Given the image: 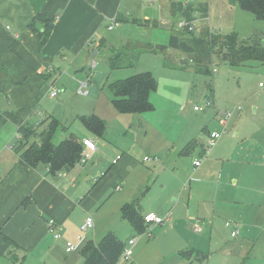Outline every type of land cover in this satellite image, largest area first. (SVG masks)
<instances>
[{
    "label": "crops",
    "instance_id": "0c3cea01",
    "mask_svg": "<svg viewBox=\"0 0 264 264\" xmlns=\"http://www.w3.org/2000/svg\"><path fill=\"white\" fill-rule=\"evenodd\" d=\"M169 1L165 10L168 9L170 16ZM163 6V0H0V112L20 110L24 120L37 125L36 133L24 145L37 140L39 131L45 127L46 122L40 123L45 120L42 109L52 86L58 87L63 72L70 67L81 70L90 60L96 65L94 58L103 52L96 46L101 40L108 43L107 31L113 29L115 22L122 23L115 21L116 15L140 21L155 19L159 26L170 28L173 24L174 27L175 15L170 16V22L166 18L159 20L158 10ZM38 13L46 18L54 17L53 29L44 45L28 27ZM251 17L250 32L260 35L264 47V22L253 14ZM110 24L113 26L109 29ZM138 25L149 26L145 22ZM177 48H184L189 56L193 53V48L180 39ZM239 93L236 103L241 110L228 120L226 134L220 136L205 156H202L203 146L208 133L222 128L220 113L232 109L236 103L226 101L228 106L224 110L214 109L198 117L195 131L183 133L177 142L171 141L165 152L152 158L155 169L142 168L132 180L131 171L125 168L132 167L135 171L138 165L128 153L130 148L117 150L107 168L89 161L99 146L118 149L106 140V132L104 137H98L85 127L94 138L84 135L81 139L74 127L61 125L63 119L57 120L55 142L59 129L58 141L73 128L72 133L81 143L83 139L92 140L95 149L82 167L83 163L75 164L70 170L51 175L43 164L33 167L21 164L22 150H16L12 142L19 139L16 125L11 122L0 125V264H81V247L90 240L97 242L110 232L101 226L97 228L96 220L92 228L80 231L86 216L97 212L99 201L104 196L109 198V186L119 191V209L144 190L139 199L141 214L170 216L165 220L171 222L168 227L165 221L154 223L158 236L175 231L180 223L185 229L199 227L197 233L191 232L189 240L177 237L186 249L198 250L203 260L191 257L182 262L179 253L183 245H173L163 257L164 264H264V83L251 82L246 77ZM209 96L205 94L202 99ZM54 99L64 102L65 91H60ZM81 116L76 118L81 121ZM192 141L196 146L188 158L191 164L184 165L183 159L187 158L181 150ZM10 144L13 148L8 147ZM83 150H86L84 146ZM199 158L200 164L195 166L193 161ZM76 166L86 170L89 178L95 176L91 189L72 177ZM164 171L170 173L169 180L176 185L167 182ZM187 179L190 182L186 189L183 184ZM49 219L56 223L60 238L55 239L48 230ZM226 220L237 222V236L230 235L232 228L225 226ZM79 235L81 240L77 239ZM66 240L75 243L76 249L66 252Z\"/></svg>",
    "mask_w": 264,
    "mask_h": 264
},
{
    "label": "rangeland",
    "instance_id": "374dc122",
    "mask_svg": "<svg viewBox=\"0 0 264 264\" xmlns=\"http://www.w3.org/2000/svg\"><path fill=\"white\" fill-rule=\"evenodd\" d=\"M203 1L208 3V17L197 21L196 29L192 32L193 35L197 36L202 26L210 27L212 31L222 35L236 33L239 38L244 40L252 35L250 32L253 28L250 24L252 14L241 9L236 0ZM163 2V9L158 10L159 20L166 18L170 22L171 17L168 9L165 10L167 0H163ZM152 10L157 13L155 11L157 9ZM106 35L108 43L117 49H125L128 41L134 44L137 41H147L156 48V52L134 49L137 53L133 65L116 69L109 68L107 63L109 55L106 52H102L94 58L95 66L92 63L93 60H90L81 70L70 67L69 70L63 72V76L57 82L61 92L65 91V101L48 97L41 114L45 119L48 116L59 121L63 119L61 125L74 127L77 130L76 134L81 139L84 135L90 136V138L94 137L87 132L83 123L76 116L84 114L99 116L107 125L106 140L115 144L118 149L114 150L108 145L99 146L96 154L94 156L92 154L89 161L92 163L95 161L101 167L106 166L107 168L109 163L112 164L111 159L115 157L117 150L127 151L124 150L125 147L130 148L128 153L138 165L135 171H132V167L127 166L125 168L127 171H131L130 180L142 168L148 167L154 170L152 158L158 156L157 153L165 152L170 142H177L183 133L195 131L198 117L214 109L224 110L228 106L226 101L236 103L237 95L240 94L239 90L246 77H249L251 82L264 83V63L259 64L250 61L244 66H231L222 58L220 52L213 53L211 63L208 65L209 73L198 72L185 49L177 48L179 37L173 30L167 28V25L161 24L157 27L149 25L146 27L136 23L122 22L117 24L115 22L113 29L108 30ZM216 49L217 47H214V51ZM131 53L129 52V55ZM140 73H149L154 79L155 88L149 93V101L153 109L140 113L119 112L112 104V92L108 87L109 83ZM87 77H89V92L83 95L78 92V87L80 82L85 81ZM205 94H210L209 97L212 96L214 103L204 107L203 111H194L193 105H202L204 102L202 96ZM236 105L239 104L236 103L233 107ZM237 111V109L233 111V114ZM71 131H74L73 128ZM59 132H61L60 129L57 131L56 141H58ZM97 140V138L94 139L96 143ZM12 142L16 143V139ZM26 146L17 145L16 150H23ZM193 154L194 152L182 155L187 158L183 159L184 165L191 164V160L189 161L188 158L192 157ZM143 157L150 159L144 161ZM85 164L83 162L80 167ZM80 167L76 166L72 177L75 181L83 182L91 189L95 182V176L89 178L87 171L79 169ZM167 168L172 171L170 166ZM93 171L96 170L93 169ZM164 175L168 183L176 185L172 179L169 180L170 173L168 171H164ZM189 182L187 179L183 184L186 189ZM107 191L110 194L109 198L106 199L104 196L98 203L97 212L94 211L90 215L93 221H97V228L101 226L102 230L109 229L108 231L117 234L123 242L129 237H135L136 244L133 245V254L129 262H133V264H164L163 257L173 245H183L182 251L187 250V246L182 244L183 242L179 241L178 237L189 240L191 232L197 233L194 225L185 229L184 224L180 223L176 226L175 231L158 236V231L154 230L153 227L154 223H150L146 224L145 231L140 233L121 217L117 202L119 191L115 190L114 186H109ZM167 207L169 208V206ZM165 223L167 227L171 225V222L165 221ZM197 225L202 227L200 223ZM156 236L157 240H154ZM242 253L244 252L241 251ZM124 262L125 259L121 258L116 264Z\"/></svg>",
    "mask_w": 264,
    "mask_h": 264
},
{
    "label": "trees",
    "instance_id": "16d2710c",
    "mask_svg": "<svg viewBox=\"0 0 264 264\" xmlns=\"http://www.w3.org/2000/svg\"><path fill=\"white\" fill-rule=\"evenodd\" d=\"M236 3L241 9L250 11L256 19L264 22V0H236ZM195 11H199L201 17H208V3L201 0L196 4L169 1V12L172 17L179 13V15L190 20L193 19ZM115 21L136 24L145 22L153 27L159 26V22L155 19L140 21L135 18L129 19L119 13L116 15ZM37 22L40 25H37ZM53 26L54 17L46 18L39 13L28 23L30 30L38 34L41 45H44L48 40ZM170 29L176 33L180 40L186 41L193 48V53L189 56V59L194 63L198 72H210L208 65L211 63V57L214 52H220L222 58L231 66H244L250 61L264 63V47L258 33H254L244 40L239 38L236 33L222 35L219 32L211 31L207 26H202L197 36L192 34L193 30H188L187 28L174 29L173 24ZM96 47L109 55L107 63L110 69L132 66L139 49L156 52V48L147 41H137L135 44L128 41L125 49H117L101 40ZM214 47H217L215 51ZM129 52L132 53L129 55ZM108 87L112 92V104L121 113H140L153 109L149 101V93L155 88V82L149 73H140L117 79L109 83ZM80 120L92 134L104 137L106 123L99 116L95 114L83 115ZM43 121L40 122L41 125L45 122L46 125L39 131L38 139L19 152V162L32 167L37 164H43L47 168L46 173L51 175L72 169L79 162L83 151L82 143L72 132L55 142L54 133L58 126V121L55 118H50V116ZM6 122L14 123L17 127L16 132L19 139L15 143L16 146L24 145L36 133L37 125L24 120L20 110L1 111L0 125ZM195 146V141L189 142L182 148L181 154H191ZM143 194L144 190H141L134 200L124 203L120 208L121 217L127 220L140 233L145 229L143 215L139 209V199ZM0 235H2L1 226ZM124 243L111 231L105 233L97 242L87 241L80 250L83 258L81 264H116ZM179 255L182 262L191 257L203 260L200 252L193 248L180 251Z\"/></svg>",
    "mask_w": 264,
    "mask_h": 264
},
{
    "label": "built area",
    "instance_id": "2783aa9c",
    "mask_svg": "<svg viewBox=\"0 0 264 264\" xmlns=\"http://www.w3.org/2000/svg\"><path fill=\"white\" fill-rule=\"evenodd\" d=\"M172 1H176V2H181L182 4H196L197 2H199L200 0H172ZM206 17H201L200 16V12L199 11H195L193 14V19H186L185 17L179 15V13H177L175 15V23H174V28L175 29H183V28H187L188 30H194L196 29V23L197 21H201L203 19H205ZM207 19V18H206ZM113 24H110L108 26V28H112ZM88 84H89V77L85 80L80 82L79 87H78V92L80 94L86 95L88 94ZM61 89H59L56 86H52V88L49 91V96L52 98H56L59 93H60ZM213 103V101L211 100V98L207 97L204 99V102L202 105H193L192 109L194 111H203L204 107L206 106H210ZM241 110V106L240 105H236L235 107H233L232 109H226L224 110L222 113H220L219 116V123L222 126L221 129L219 130H212L208 133L207 135V140L206 143L203 146V155L205 156L208 151L210 150V148L216 143V141L220 138V136L225 132V126L228 122V120L233 116V111L235 110ZM82 145L86 148V150H83L79 159V162L77 164H81L83 162H85L89 156H90V151L95 149V144L92 140L89 139H83L82 140ZM9 148H13V145H9ZM120 156H118L117 158H119ZM149 157H144L143 160H149ZM201 159H196L193 161V164L195 166H198L200 164ZM115 162V160L113 161ZM60 173V172H59ZM116 189H118V187H116ZM169 219V215L166 216H160L157 213L154 212H148L143 214V221L145 224H150V223H163L165 220ZM94 225L93 223V219L90 215L86 216V218L84 219L83 223L80 226V231L83 233L87 230H89L90 228H92ZM225 226L226 227H232V230L230 232V235L232 237H235L238 233V224L235 221H231V220H226L225 221ZM47 227L48 230L52 233V235L54 236L55 239H58L61 237V233L60 230L58 229L56 223L54 222V220L49 219L47 221ZM195 230H199L198 226H195ZM81 236H77L78 240H81ZM135 243V237H131L129 239H127V241L124 243V246L120 252V257L119 260L121 258L125 259V262H128L131 255H132V247ZM76 249V244L73 243L70 240H66L65 241V250L66 252H71L73 250Z\"/></svg>",
    "mask_w": 264,
    "mask_h": 264
}]
</instances>
